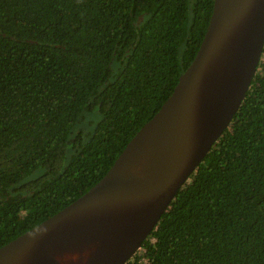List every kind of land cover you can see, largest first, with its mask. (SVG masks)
<instances>
[{
	"label": "trees",
	"instance_id": "1",
	"mask_svg": "<svg viewBox=\"0 0 264 264\" xmlns=\"http://www.w3.org/2000/svg\"><path fill=\"white\" fill-rule=\"evenodd\" d=\"M213 4L0 0V246L105 175L193 60ZM126 264H264V50L230 124Z\"/></svg>",
	"mask_w": 264,
	"mask_h": 264
},
{
	"label": "water",
	"instance_id": "2",
	"mask_svg": "<svg viewBox=\"0 0 264 264\" xmlns=\"http://www.w3.org/2000/svg\"><path fill=\"white\" fill-rule=\"evenodd\" d=\"M263 50L264 0H214L200 46L159 110L85 193L0 246V264H64L51 244L98 233L115 237L98 264H126L230 124ZM146 141L161 149L150 179L125 169Z\"/></svg>",
	"mask_w": 264,
	"mask_h": 264
},
{
	"label": "bare ground",
	"instance_id": "3",
	"mask_svg": "<svg viewBox=\"0 0 264 264\" xmlns=\"http://www.w3.org/2000/svg\"><path fill=\"white\" fill-rule=\"evenodd\" d=\"M216 89H212V92ZM161 155L159 145L146 141L133 154L126 164V170L145 178H153L154 167ZM115 241L111 234L98 233L77 238L68 243H53L51 253L64 264H98L109 254V246Z\"/></svg>",
	"mask_w": 264,
	"mask_h": 264
},
{
	"label": "rangeland",
	"instance_id": "4",
	"mask_svg": "<svg viewBox=\"0 0 264 264\" xmlns=\"http://www.w3.org/2000/svg\"><path fill=\"white\" fill-rule=\"evenodd\" d=\"M119 64V65H118ZM120 63H118L117 61H113V63H112V75H111V77L109 78V81H113L114 79H115V77L118 75V72H119V70H118V68L120 67ZM95 114H99L98 112H96ZM95 114H90L89 116H93L94 118L96 117H98V120H100V114L98 115V116H94ZM98 120L96 121V122H98ZM96 125V124H95ZM79 128V126L77 127V129ZM93 130H94V128H93ZM70 154H71V150L70 149H68V152H67V157H69L70 156ZM39 171H41V170H38L37 172H35L33 175H35L36 173H39ZM32 175V176H33ZM31 176V177H32Z\"/></svg>",
	"mask_w": 264,
	"mask_h": 264
}]
</instances>
